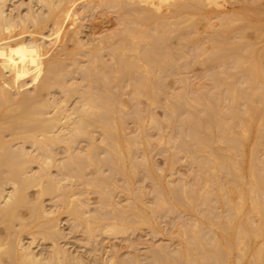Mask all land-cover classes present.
I'll use <instances>...</instances> for the list:
<instances>
[{
  "label": "bare ground",
  "instance_id": "1",
  "mask_svg": "<svg viewBox=\"0 0 264 264\" xmlns=\"http://www.w3.org/2000/svg\"><path fill=\"white\" fill-rule=\"evenodd\" d=\"M8 1L0 0V264H264L262 0H30L16 16ZM82 2L116 8L122 27L83 41L70 31ZM196 65L206 69L199 82ZM55 89L62 97H49ZM149 125L161 129L156 142ZM181 160L196 168L193 183L174 178ZM61 213L89 238L157 233L166 213L184 219L173 249L90 263L62 245ZM38 238L49 251L34 250Z\"/></svg>",
  "mask_w": 264,
  "mask_h": 264
},
{
  "label": "rangeland",
  "instance_id": "2",
  "mask_svg": "<svg viewBox=\"0 0 264 264\" xmlns=\"http://www.w3.org/2000/svg\"><path fill=\"white\" fill-rule=\"evenodd\" d=\"M262 2L264 6V0H262ZM30 5H32L30 4V0H9L7 12L12 16H16L18 14L24 15ZM33 8L39 12L44 10V7L40 6L39 4L33 5ZM218 9L222 10L221 7H218ZM224 9H226V7H223V10ZM75 10L77 12V22L72 24L70 31L76 30L78 32L77 35L79 38H81L83 41H87L88 43L94 39L97 41L100 37L105 38L111 33L117 32L122 27L120 12L114 7H107L103 5L87 8L84 5V2H82L75 6ZM53 29V23L49 21L43 29L45 40L50 39ZM202 29L204 28L202 27ZM203 34L205 35L206 33ZM25 41L30 42V37H27ZM66 45L69 47V49H72L74 45L73 39L68 37L66 40ZM205 70L206 69L203 65H196V67H194V72L192 71V73L195 75L193 76L192 73L190 74H192L195 82L200 81L197 80L199 78H196L195 76L203 74ZM54 94L57 97H62V94L59 93V90L57 89H55L52 94H49V97H54ZM72 100L69 101L68 104H71ZM155 112V115L158 118H162L164 116V110L161 107H156ZM133 126L134 123L130 120L129 127ZM148 130L151 137H153L152 141L156 142V138L161 133V129L158 126L149 125ZM176 135H178V132H176ZM26 148L29 151L33 150L29 143L26 145ZM56 157L59 159V161L63 160L65 157V150L61 147L56 148ZM153 159L158 168H161L165 165V157L162 151H155L153 154ZM33 167L34 170H37L36 165H33ZM53 172L56 174V171ZM195 174L196 168L189 165L186 160L179 161L175 165L173 172L174 178L177 181H185L188 183L194 182ZM147 186L148 189H150V185L148 184ZM86 187L89 186L84 185L81 189L84 191ZM31 193L35 194V189H32ZM88 196L90 198L89 208L94 209L97 195L92 190H90ZM149 196L151 197V194L148 193V197L146 196L148 200ZM115 198L122 200L124 196L122 194L116 193ZM45 204L49 209H57L55 201L52 199H46ZM22 213L27 215V210L23 209ZM59 217L60 228L64 235L63 239H61L62 245L70 252L81 256L90 263H102L103 261L109 259L111 255L116 252L124 258H128L133 254H139L144 261H147L150 258L149 255L152 248L157 246H169L170 249H173L177 246V242L176 239L172 240L173 242H170L171 235L179 227L182 219H184L179 214L166 213L161 219V231L157 233H152L148 230H142L125 235L114 236L103 232L99 233L94 238H89L84 229L81 226L77 227V222H74L72 218L67 215V213H61ZM24 240L25 242H30V238L28 236ZM32 246L35 251L43 253H46L50 250L49 242L40 238L36 239Z\"/></svg>",
  "mask_w": 264,
  "mask_h": 264
}]
</instances>
